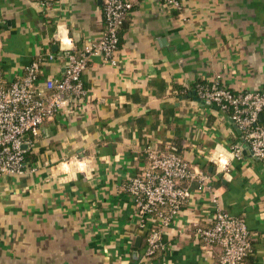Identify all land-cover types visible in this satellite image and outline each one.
<instances>
[{
  "label": "crops",
  "instance_id": "0c3cea01",
  "mask_svg": "<svg viewBox=\"0 0 264 264\" xmlns=\"http://www.w3.org/2000/svg\"><path fill=\"white\" fill-rule=\"evenodd\" d=\"M48 2L0 0V65L9 80L36 58L41 81L61 76L68 52L105 29L103 0ZM181 2L133 0L116 62L90 53L87 97L29 134L35 170L0 176V264H218L221 248L205 245L196 228L212 224L219 207L248 223L254 248L244 264H264V158L228 111L191 94L197 81L214 79L237 91L264 89V0ZM173 143L214 187L184 181L191 194L170 222L144 223L128 182L148 165L147 146ZM214 153L229 161L226 174ZM157 226L162 246L146 256Z\"/></svg>",
  "mask_w": 264,
  "mask_h": 264
},
{
  "label": "built area",
  "instance_id": "2783aa9c",
  "mask_svg": "<svg viewBox=\"0 0 264 264\" xmlns=\"http://www.w3.org/2000/svg\"><path fill=\"white\" fill-rule=\"evenodd\" d=\"M163 1L173 8L182 7L181 0ZM39 2L49 5L48 0ZM132 8L133 0H103L105 29L80 52H68L67 64L59 77L47 76L41 81L43 58L32 60L25 66L23 74L10 80L0 65V176L35 170L26 159V145L32 140L29 134H38L45 120L58 112L70 110L76 101L87 97L83 72L88 66L90 53L100 52L116 62L120 29ZM49 58H54V54L50 53ZM196 93L206 102L228 111L253 152L264 158V126L260 122L264 111V89L237 91L214 79L208 83L197 82ZM234 154L242 156L240 145L235 146ZM146 156L148 165L132 176L127 185L144 223L147 218L160 225L170 222L191 194V187L184 181L196 180L199 190L214 187L206 170L194 167L174 150L149 145ZM211 159L218 171L224 174L229 171V161L223 155L214 153ZM214 201H218L216 196ZM161 233L160 226L149 231L146 256L153 255L162 246ZM196 234L205 245L221 248L218 264H240L253 249L245 218L224 208L216 210L212 224L199 225Z\"/></svg>",
  "mask_w": 264,
  "mask_h": 264
},
{
  "label": "trees",
  "instance_id": "16d2710c",
  "mask_svg": "<svg viewBox=\"0 0 264 264\" xmlns=\"http://www.w3.org/2000/svg\"><path fill=\"white\" fill-rule=\"evenodd\" d=\"M77 52H79V50H77ZM198 82V81H197ZM169 149H171V150H174L176 153H178V154H180L181 156H183V152H182V150H181V148L177 145V144H171L170 145V147H169ZM27 149H26V159L28 160V158H27ZM252 243H253V240H252ZM253 248H254V243H253ZM253 252V249H252V251L249 253V254H247L244 258H243V260H242V262L240 263V264H244L247 260H248V258L250 257V255H251V253Z\"/></svg>",
  "mask_w": 264,
  "mask_h": 264
},
{
  "label": "water",
  "instance_id": "95a60500",
  "mask_svg": "<svg viewBox=\"0 0 264 264\" xmlns=\"http://www.w3.org/2000/svg\"><path fill=\"white\" fill-rule=\"evenodd\" d=\"M191 94H194V97H195L196 99H198V100H203L201 97H199V96L196 95V91H193ZM203 101H205V100H203Z\"/></svg>",
  "mask_w": 264,
  "mask_h": 264
}]
</instances>
